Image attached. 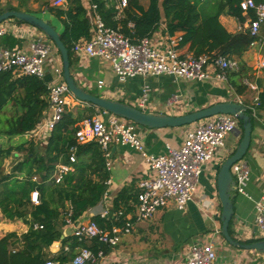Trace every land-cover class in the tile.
Returning <instances> with one entry per match:
<instances>
[{
  "label": "crops",
  "instance_id": "obj_1",
  "mask_svg": "<svg viewBox=\"0 0 264 264\" xmlns=\"http://www.w3.org/2000/svg\"><path fill=\"white\" fill-rule=\"evenodd\" d=\"M4 1L1 0L2 5ZM107 1L116 6L118 0ZM51 2L52 0L50 4ZM139 2L144 7L148 5L147 0H139ZM16 3L17 0H13L11 4L16 5ZM82 3L85 8H89L87 0H82ZM23 7H28L34 13L37 11L50 13L46 6L39 10L25 3ZM87 15L90 18V14ZM50 16L53 14L50 13ZM44 20L51 22L49 18ZM219 20L227 31L231 33L239 31L238 27L241 23L235 17L221 14ZM6 24L9 25V30L0 37L1 47H17L29 52V43L33 39L48 40L42 31L28 23L8 18ZM60 24L61 29H56L59 33L63 30L61 21ZM179 34L181 32L177 31L169 35L163 20L151 33L149 39L153 46L166 48L169 37H176ZM5 35L11 37L9 43L3 40ZM73 56L75 61L70 69L78 85L92 94L118 99L137 108L139 107L136 101L141 95L143 86L148 88L146 108L158 113L178 115L219 101H240L252 117L249 147L241 159L249 167V178L244 194L233 192L234 212L231 218V229L234 237L240 241L259 240L264 237L255 223L256 204L264 199V67H259V62L264 57V26L260 27L257 43L251 45L241 58H233L237 61V67L226 71V80L216 77L220 71L218 68L208 67L209 75L203 80L161 74L136 76L120 82L107 60L77 56L74 52ZM54 66H61V57L56 49L52 51L46 63L44 78L47 84L58 79L53 70ZM233 80L240 84V93H237L232 86ZM99 81L102 82L100 86ZM87 106H89L88 103L74 98L66 112L76 114ZM251 108H254V113ZM98 112L100 111L96 108L94 113ZM48 114L47 109L40 120L43 121ZM131 124L143 142L144 151L157 155L166 153L167 146L181 145L186 130L195 127L198 122L161 128H149L132 121ZM22 137L23 140H32L38 147H44L49 135L45 138L29 132ZM241 138L242 130L239 126L226 135L224 146L203 165L194 196L183 209L177 208L173 202H170L166 207L157 210L148 221L135 223L133 231L122 235L117 245L103 244V247H99L103 251L104 248L106 249L101 264H186L191 246L194 243H207L209 240L214 241L215 264H264V253L232 246L221 235V204L217 194L216 176L220 165L234 152ZM4 139L6 141V138ZM14 139H18V136L10 141ZM109 151L111 166L108 170V179L110 182L106 193L95 206L87 209L80 218L75 220L76 222L87 221L98 216L102 220L97 223L101 227L109 228L113 224H121V220L113 217L118 209H124L130 215L134 212L136 184L140 178L148 175L149 164L144 155L129 144L112 142ZM66 204L68 206V203ZM104 210L113 213L110 214V218L102 216ZM27 229L28 225L21 218L7 219L0 210V238L9 232L20 235ZM72 229V226H63L62 233L65 232V236H71ZM215 230H220V233H216ZM92 241H86V246L91 247ZM17 246L20 247L18 244ZM62 247L61 240L50 245L49 251L54 259ZM65 247L69 248L65 245L64 250ZM65 251L68 252L70 249ZM70 258L71 254L67 260Z\"/></svg>",
  "mask_w": 264,
  "mask_h": 264
},
{
  "label": "trees",
  "instance_id": "obj_2",
  "mask_svg": "<svg viewBox=\"0 0 264 264\" xmlns=\"http://www.w3.org/2000/svg\"><path fill=\"white\" fill-rule=\"evenodd\" d=\"M240 1L242 0H147L148 5L144 7L139 0H128L118 16L113 3L94 0L105 23L131 37L132 41L149 37L164 20L169 35L181 32L177 49L181 50L182 55H226L236 59L241 58L254 38L247 30L234 33L227 31L219 16H233L241 24L249 16L254 18L252 10L247 15L242 13ZM253 1L257 4L264 3V0ZM23 5L24 1L18 0L16 5L7 3L2 6L0 0V7L34 14ZM46 8L63 24V30L59 34L68 50L71 67L75 61L72 46L80 39L90 38L91 18L88 17L82 0H68L66 7L47 4ZM10 38L5 35L3 40L9 43ZM231 84L240 93V84L234 80ZM88 104L89 106L76 114L70 111L63 114L50 133L42 153L32 140L24 139L6 147L0 144V162L7 157L15 159L11 170L0 174L1 213L7 219L21 218L28 225L27 231L20 235L9 232L0 238V264H39L47 258L54 259L49 247L60 240L66 208L71 207V219L77 220L87 209L95 206L106 192L105 180L108 178V171L105 157L95 141L77 146L76 161L72 163L74 170L67 173L60 183L45 182L56 163L69 162L68 148L75 143L74 133L85 113L91 116L95 114L96 108L99 111L104 110ZM47 108L48 84L45 78L0 71V138L10 141L32 131ZM238 124L241 128L240 121ZM19 152L23 153L22 157L16 156ZM34 175H39V182L32 180ZM34 188L39 190L38 204L30 202V192ZM107 217L110 218V215ZM93 219L97 222L102 220L98 216ZM35 223L42 227L35 228ZM228 231L236 239L231 229V220ZM86 241L90 240L78 241L72 235L65 236L61 240L63 247L56 259L66 261L70 254L72 257L76 247L86 246ZM253 241L256 240L240 242ZM65 245L69 246L70 251L64 250ZM99 247H103V243L93 239L90 248L96 252L101 249Z\"/></svg>",
  "mask_w": 264,
  "mask_h": 264
},
{
  "label": "built area",
  "instance_id": "obj_3",
  "mask_svg": "<svg viewBox=\"0 0 264 264\" xmlns=\"http://www.w3.org/2000/svg\"><path fill=\"white\" fill-rule=\"evenodd\" d=\"M87 1L89 8L86 9L92 22L90 38L74 42L72 51L77 56L107 60L120 82L136 76L161 74L203 80L209 75L208 67L218 68L220 71L216 77L226 80V71L237 67V61L226 55L216 57L207 54L196 56L192 53L182 55L177 49L181 34L176 37L170 36L166 48L153 46L147 36L132 41L131 37L105 23L94 0ZM67 2L68 0H52L51 5L66 7ZM127 2L128 0L117 1L115 8L118 16ZM239 5L244 15L250 10L255 14L254 18L247 17L245 23L238 27L239 31H248L254 38L251 42V45H254L259 37L260 27L264 26V3L257 4L253 0H242ZM6 20L0 22V37L9 30ZM129 25L132 26L131 23ZM55 49L49 39L42 38L33 39L29 43V52L17 47L0 46V71L44 78L47 60ZM259 67H264V57L261 58ZM53 70L58 79L48 83L49 114L30 131L33 135L45 138L47 135L50 136L55 124L61 120L75 98L63 80L61 66H54ZM101 83L99 81L98 85L100 86ZM147 92V86H143L141 95L136 101L137 106L142 110L147 106ZM251 109L254 113V108ZM197 122L195 127L186 130L181 145L167 146L166 153L153 155L144 151L143 142L134 131L131 121L106 110L83 117L74 133L75 143L68 148L69 162L56 163L45 182L60 183L74 168L72 163L76 161L77 146L90 141H95L100 146L107 171L111 166L109 146L116 141L129 144L140 151L149 164V173L137 181L136 205L132 215L124 209H118L114 214L104 210L103 217L108 219L107 216L113 214L114 218L121 220L120 225L113 224L109 228H104L94 219L76 222L71 219L72 211L68 206L63 214L64 226L73 227L71 235L78 241L96 239L103 244L115 246L122 235L132 232L135 223L151 219L157 210L166 207L170 202H173L177 208L183 209L194 196L203 165L224 146L226 135L238 126L234 116L224 113ZM230 170L235 181L234 192L244 194L249 178L248 165L240 159L231 165ZM32 180L39 182V175H34ZM109 182L107 178L105 184L108 185ZM30 202L33 204L40 202L37 188L30 192ZM256 211L255 223L264 236V199L256 204ZM34 227L41 228L42 225L35 223ZM215 232L220 233V230ZM214 246L213 240L207 243H194L189 250L186 264H215ZM65 250L69 248L65 247ZM103 254L102 249L95 252L90 247L79 246L69 260L47 258L39 264H101Z\"/></svg>",
  "mask_w": 264,
  "mask_h": 264
},
{
  "label": "water",
  "instance_id": "obj_4",
  "mask_svg": "<svg viewBox=\"0 0 264 264\" xmlns=\"http://www.w3.org/2000/svg\"><path fill=\"white\" fill-rule=\"evenodd\" d=\"M8 18H14L17 21H23L38 28L54 44L60 53L63 80L73 96L82 102L90 103L114 115L149 128L183 126L219 113L230 114L240 121L242 138L234 152L222 162L216 176L217 194L221 204V235L232 246L253 249L264 253V238L250 243H244L232 238L228 231L229 222L234 212L232 198L235 184L230 168L233 163L242 159L246 154L252 131V117L240 101H219L184 114L171 115L152 112L148 108L142 110L118 99L92 94L76 83L71 74L68 50L61 40L59 32L49 21L32 13L10 9L9 7H0V22ZM64 236L65 232L61 234L60 240Z\"/></svg>",
  "mask_w": 264,
  "mask_h": 264
},
{
  "label": "rangeland",
  "instance_id": "obj_5",
  "mask_svg": "<svg viewBox=\"0 0 264 264\" xmlns=\"http://www.w3.org/2000/svg\"><path fill=\"white\" fill-rule=\"evenodd\" d=\"M13 0H5L3 3L2 6H4L5 4L7 3H12ZM26 4H29L32 8H37L39 10H42L44 6H46L47 4L48 5H51L50 4V1L51 0H23ZM18 2V0H17ZM17 4V3H16ZM35 4V5H34ZM12 5V4H11ZM34 5V6H33ZM34 15L36 16H39L41 18H44V19H50L51 20V24L57 29V30H60L61 29V24H60V19L53 15V16H50V13L48 12H41V11H37L34 13ZM48 21V20H47ZM100 91H98L99 93ZM85 116H88V114H86ZM237 125L239 126L238 124V120H237ZM4 140V141H3ZM21 140H23V137L22 136H18V139H14L13 141H9L8 139H5L4 138H0V144H2V146H7V145H10V144H17L18 142H20ZM43 146H39V150L40 152L42 153L43 152ZM19 157H22L23 156V153L19 152L17 153ZM15 164V159H13V157H7L5 159H3L1 162H0V168H1V173H6L8 171L11 170V168L14 166ZM148 221V220H147ZM133 231V230H132Z\"/></svg>",
  "mask_w": 264,
  "mask_h": 264
}]
</instances>
